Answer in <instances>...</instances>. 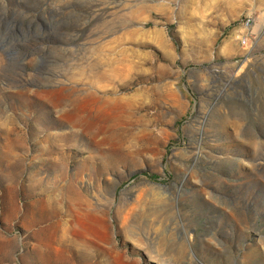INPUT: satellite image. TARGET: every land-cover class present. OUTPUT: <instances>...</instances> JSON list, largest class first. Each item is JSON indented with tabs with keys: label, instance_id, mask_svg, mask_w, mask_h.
<instances>
[{
	"label": "rangeland",
	"instance_id": "rangeland-1",
	"mask_svg": "<svg viewBox=\"0 0 264 264\" xmlns=\"http://www.w3.org/2000/svg\"><path fill=\"white\" fill-rule=\"evenodd\" d=\"M91 48L139 77L113 139V111L33 93L82 89ZM0 122V264H82L44 201L71 177L90 264H264V0H0Z\"/></svg>",
	"mask_w": 264,
	"mask_h": 264
},
{
	"label": "bare ground",
	"instance_id": "bare-ground-1",
	"mask_svg": "<svg viewBox=\"0 0 264 264\" xmlns=\"http://www.w3.org/2000/svg\"><path fill=\"white\" fill-rule=\"evenodd\" d=\"M98 51L99 50L96 48H91L90 53L92 56H95L94 59L90 61L88 60L87 64L83 67H75L76 72H73L71 70L69 71L71 79L75 83L81 82V86H82L81 88L83 90L78 88L76 85V86L69 87V88L60 87V88L38 89V90H35L33 93L35 95H41V96L45 95V93L61 94L60 97H58V99L54 103H51L50 110L49 109L46 110L48 112H51V108L56 107V108L61 109L62 111L60 113L61 115L64 113H73L76 102L82 99H86V98L91 99V101L94 104L93 106H96L98 108H104V109L106 108L108 110L113 111L115 113V116L112 119V123L108 124L105 130V133H107V136L110 139H113L117 135V130H118L115 123L123 121L129 115L131 111V107H132V102H131L132 99H130L129 97L128 99L127 97L123 96L122 93H120V90L126 88L129 84L133 82L139 81V77H136L134 79L128 78L129 70L125 67V65L117 62V60L113 58H106V59L102 58ZM42 104H43V101H40L39 103H37V106L43 107ZM44 110L45 109L40 110V114L44 113L45 112ZM42 116H44V118ZM16 121L17 120H15V122ZM52 124H55L54 121L47 120V116L45 114L39 115L38 118L34 121V123H32L29 126V127H32L30 136L36 137L39 131H42L43 128L52 126ZM5 125L6 124L0 122V128L7 127L6 130L11 133L13 129L12 126L16 124L14 123V120H13L11 122V125H12L11 128ZM40 125L45 126V127L42 128L40 127ZM73 125H77V122L74 121ZM75 135L76 133H74V131L71 130V133L68 135L67 138L72 141L71 138H74ZM44 154L48 155L49 153L45 151ZM63 155L64 154L62 153L61 156ZM63 158H66V157H63ZM71 178H68V184L66 188L62 191L61 195H59L60 198H58L57 193L55 194L54 192H51L49 194H46L44 201L48 205L55 203V202L57 204L59 202L60 205L66 204L64 209H61L63 207H60L59 217L56 220V225H55L59 247L62 252L69 253L70 256L75 260V262L77 263L80 262L82 264H90L91 263V245L88 244L87 241L78 239L72 233V228H73L72 221L73 220H72V217L70 218V215L72 214V211H74V209L78 208V203L72 196L68 194L70 189H73L76 191V189L74 188V181ZM84 202L87 204L86 200H84ZM129 215H131V212L129 209H127L122 215L123 229L127 228L124 230H128L129 226L127 223V219ZM106 262L108 261L106 260Z\"/></svg>",
	"mask_w": 264,
	"mask_h": 264
},
{
	"label": "built area",
	"instance_id": "built-area-1",
	"mask_svg": "<svg viewBox=\"0 0 264 264\" xmlns=\"http://www.w3.org/2000/svg\"><path fill=\"white\" fill-rule=\"evenodd\" d=\"M242 43H245V39H241Z\"/></svg>",
	"mask_w": 264,
	"mask_h": 264
}]
</instances>
